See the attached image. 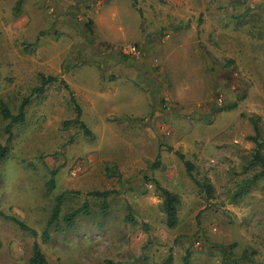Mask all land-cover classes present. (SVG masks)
Returning a JSON list of instances; mask_svg holds the SVG:
<instances>
[{"label": "rangeland", "instance_id": "rangeland-1", "mask_svg": "<svg viewBox=\"0 0 264 264\" xmlns=\"http://www.w3.org/2000/svg\"><path fill=\"white\" fill-rule=\"evenodd\" d=\"M42 75L65 83L35 93ZM25 100L19 125L0 105V210L38 238L0 215V264L36 242L48 264H264V180L226 196L257 172L255 121L264 138V0H0V102ZM155 180L180 197L175 228Z\"/></svg>", "mask_w": 264, "mask_h": 264}, {"label": "trees", "instance_id": "trees-1", "mask_svg": "<svg viewBox=\"0 0 264 264\" xmlns=\"http://www.w3.org/2000/svg\"><path fill=\"white\" fill-rule=\"evenodd\" d=\"M59 81L60 80L58 79V77L42 75L41 76V86L35 89V93H39V94L43 93L44 89L48 85L58 83ZM60 82L65 83L62 80ZM72 101L76 107L78 115H77V118L73 120L71 123L79 125L82 132L85 134V136H89V137L92 136L90 129L87 127V125L82 120L81 107L79 106V104L77 103L73 95H72ZM28 103H29L28 100H25L20 107L19 113L17 115H14L11 113L10 109L5 103L0 102L1 113L4 119L9 120L10 125L23 124L25 122V108ZM254 125H255V136H252L250 139L255 143L256 146L247 157L248 162H247L246 170L247 171L256 170L257 172L250 180H246L242 182L241 183L242 185H239L238 189L236 190L228 189L227 190L226 196L230 200L231 204H236L237 201L245 195V192H247V190L249 189L248 188L249 184L254 185L258 181L264 180V138L262 137V132L258 126L257 121L254 122ZM9 152H10V149L8 146H3L0 144V164L8 156ZM180 157L184 159L183 156H180ZM159 165H160L159 163L155 162L156 168H158ZM185 165L187 168L188 175L194 180L197 187L205 195V198L208 201V203H210V201L212 200H215L216 190L210 178H206L204 180H200L196 178L193 174L194 165L189 161H186ZM154 184H155V187L157 188V191L160 193L161 198L163 199V210L167 217V225L169 228H175L178 224V206L180 204V197L177 194L170 191L169 189L164 188L157 180L154 181ZM93 195L106 200L111 195V193L110 192H103V193L97 192V193H94ZM104 208H107V204L106 205L104 204ZM85 209L86 207L82 210L75 211L69 214L68 216H66L65 223L67 227L69 228L72 227L74 225L75 220L81 213H87ZM60 213H61V205H58L55 208L52 218L48 223L47 229L43 233L42 238L44 242L49 241L50 239L49 229L56 221H58ZM0 215L6 218L7 220L12 221L16 225H18L22 230L30 233L33 237L38 238V232L35 229L28 226L25 222L19 220L18 218L14 216H6L1 210H0ZM245 259L247 260V253H245L242 256V260H245ZM173 263H174L173 256L170 255L162 264H173ZM189 263H190V255L188 254L184 258V264H189ZM232 263L238 264V260H235V261L233 260ZM30 264H48V261L45 255L43 254L40 245L37 242L34 244V247H33V254L30 259Z\"/></svg>", "mask_w": 264, "mask_h": 264}]
</instances>
